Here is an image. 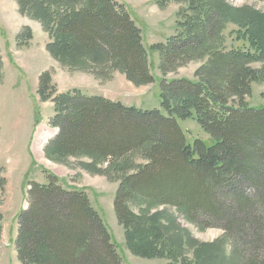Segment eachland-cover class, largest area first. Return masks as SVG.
Wrapping results in <instances>:
<instances>
[{
	"label": "trees",
	"instance_id": "16d2710c",
	"mask_svg": "<svg viewBox=\"0 0 264 264\" xmlns=\"http://www.w3.org/2000/svg\"><path fill=\"white\" fill-rule=\"evenodd\" d=\"M19 1L23 7L44 10L43 16L51 8L57 11L60 23L49 46L55 55L99 57L118 63L134 84L153 83L140 30L117 0ZM205 1L214 6L211 12L215 15L214 19L208 17L209 22L206 19L207 38L231 19L244 27L255 55H216L208 67L210 78L204 82L180 79L163 83L161 106L167 116L78 90L60 94L53 100L56 114L50 121L57 133L47 149L85 155L93 164L108 162L110 173L120 174L114 211L128 237L135 239L138 234V239L147 242L134 246L136 253L160 255L148 242L156 239L154 227H136L139 222L128 210V203L139 198L175 207L202 228L221 229L222 239L233 243L238 263L243 251L253 258L264 256V108L227 107L215 91L219 84L213 76L231 75L234 89L255 76V71L244 70L241 64L264 60V15L230 8L223 0ZM242 11L241 19L233 17ZM190 39L203 43L199 34ZM1 68L0 55V72ZM188 118L196 120L212 144L201 139L186 143L178 120ZM130 155H139L146 163L122 159ZM46 179L44 185H28V206L19 214L15 241L19 262L123 264L86 193L63 185L49 173ZM5 187L0 173V202ZM208 249L206 262L202 263V255L197 256L200 264H216L215 246H202V250ZM253 264H264V260Z\"/></svg>",
	"mask_w": 264,
	"mask_h": 264
},
{
	"label": "rangeland",
	"instance_id": "374dc122",
	"mask_svg": "<svg viewBox=\"0 0 264 264\" xmlns=\"http://www.w3.org/2000/svg\"><path fill=\"white\" fill-rule=\"evenodd\" d=\"M223 1L230 8L264 15V0ZM117 2L125 6L140 30L153 76L151 84L130 82L121 66L113 61L91 55H55L49 46L60 23L57 11L51 8L43 16L44 10L23 7L19 0H0V173L6 180L0 202V264H21L15 246L18 217L28 206V185L46 184L48 173L63 185L86 193L123 264H200L197 256H203V263L209 254V249L202 250V246L211 245L215 246L212 253L216 264L263 262V255L253 258L246 250L248 253L243 251L237 263L233 243L222 239L221 229L202 228L175 207L153 205L139 198L128 203V210L140 224L136 227H154L152 234L155 237L156 233V239L148 242L160 255L136 253L134 246L147 242L138 239V234L135 239L128 237L114 211L120 174L110 173L108 162L93 164V159L85 155L70 156L47 149L48 141L57 133L50 127V121L56 114L53 100L60 94L78 90L86 96L101 97L141 111L158 110L167 116L161 106L163 83L180 79L204 82L210 78L208 67L216 55L256 54L244 27L231 19L224 22L217 34L207 38L206 19H214L215 15L211 12L214 6L205 0ZM244 12L233 17L241 19ZM195 34L202 37L203 43L191 41ZM241 66L255 71V76L234 89L231 75H214L219 84L216 93L227 107L264 108V60L243 61ZM178 126L188 144L196 139L206 144L213 142L193 118L178 120ZM122 159L146 163L139 155Z\"/></svg>",
	"mask_w": 264,
	"mask_h": 264
}]
</instances>
